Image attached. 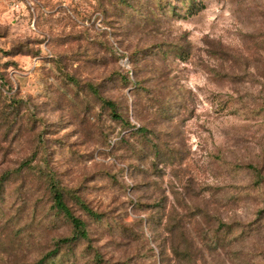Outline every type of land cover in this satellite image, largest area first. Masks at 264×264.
I'll use <instances>...</instances> for the list:
<instances>
[{
  "label": "rangeland",
  "instance_id": "374dc122",
  "mask_svg": "<svg viewBox=\"0 0 264 264\" xmlns=\"http://www.w3.org/2000/svg\"><path fill=\"white\" fill-rule=\"evenodd\" d=\"M127 1L0 0V264L74 234L51 176L89 237L43 264H264V0Z\"/></svg>",
  "mask_w": 264,
  "mask_h": 264
},
{
  "label": "trees",
  "instance_id": "16d2710c",
  "mask_svg": "<svg viewBox=\"0 0 264 264\" xmlns=\"http://www.w3.org/2000/svg\"><path fill=\"white\" fill-rule=\"evenodd\" d=\"M126 3L128 2L127 0H123ZM153 1V0H152ZM197 0H173V13H181V6L185 5L184 3H189L188 7L185 9V16L186 14H194L196 13V9H197ZM131 3V2H130ZM161 1L159 0L158 4H160ZM132 4V3H131ZM133 5V4H132ZM171 4L169 3L168 6H170ZM167 6V8H168ZM199 7V6H198ZM183 8V7H182ZM183 53V52H182ZM178 54L180 55L181 58H186L188 57L189 54ZM132 56H130L131 61L133 63H140V62H144L148 56L150 55H154V54H140V51L137 50L135 51V53L131 54ZM136 67V66H135ZM136 73L138 70L134 69L133 73ZM130 80L128 79L127 82H129ZM134 82V81H133ZM141 82H143L142 79H136V81L134 82V87L132 88V90H135V94L139 93V91L142 88V84ZM92 86V91L94 92V94L102 101L103 105L107 108H109L111 110V114L112 116L115 118V120H119L121 122L122 125H125L127 127H129L130 125V120L128 117H124L121 114V110L119 109L118 103L114 100L111 99H107L104 96L101 95V92L98 88V85H91ZM8 101H10L12 104L19 102V99H16L15 96L13 95H6ZM186 100V96L181 94L179 91L174 90L173 88V103L174 102H180L181 104L184 103ZM136 102V101H135ZM144 114L143 111L139 112V116H141V114ZM124 131H122L125 134H121L120 137V142L122 144H130L131 142H129L130 140H127L128 136L129 137H134V136H139V140H145V142H149L150 138H149V133L152 132V130H150L149 127H145L143 125L140 126H134L132 129H124ZM130 134V135H128ZM156 152H160L158 149L155 150ZM175 157V156H174ZM25 166L29 164L28 161H25L23 163ZM248 166H250V164H248ZM247 166V167H248ZM14 172L13 171H5L1 174L0 176V191L2 189V185H4V181L11 178L12 174ZM262 175V174H261ZM49 182H50V189L54 195V201H55V206L65 214L66 217H68L71 221L72 224L74 226V234L71 237H66V238H62L57 242V246L54 250L48 252L37 264H43L48 258L55 256L58 251H59V244H61L62 242H70V241H75L79 238H88L89 237V232L86 226L85 221L82 220L81 217L75 215L72 211V209L70 208V206L67 204V202L64 199V189L62 188V186L60 185V183L58 182V180L55 177H49ZM79 205H81L83 207V209H85V211L92 213L93 210L81 199H78ZM141 201L140 200H136V205L138 206L139 203ZM166 221V234L167 236H170L169 238V242L171 243V246H175L176 243L178 245V240H177V235L180 233L182 236L184 233V230L186 229L185 223L184 222H179L176 219H174L173 214L171 213L170 215H168ZM183 230V231H182Z\"/></svg>",
  "mask_w": 264,
  "mask_h": 264
}]
</instances>
